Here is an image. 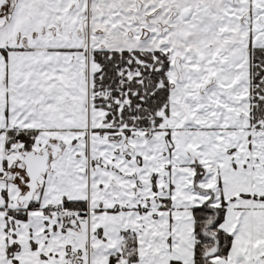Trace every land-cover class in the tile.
<instances>
[{"label": "snow or ice", "instance_id": "6c2138e0", "mask_svg": "<svg viewBox=\"0 0 264 264\" xmlns=\"http://www.w3.org/2000/svg\"><path fill=\"white\" fill-rule=\"evenodd\" d=\"M0 264H264V0H0Z\"/></svg>", "mask_w": 264, "mask_h": 264}]
</instances>
